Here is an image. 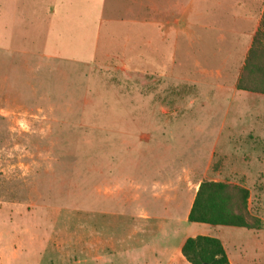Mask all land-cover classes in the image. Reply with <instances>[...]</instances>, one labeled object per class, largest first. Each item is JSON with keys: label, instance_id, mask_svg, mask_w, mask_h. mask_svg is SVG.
<instances>
[{"label": "rangeland", "instance_id": "rangeland-1", "mask_svg": "<svg viewBox=\"0 0 264 264\" xmlns=\"http://www.w3.org/2000/svg\"><path fill=\"white\" fill-rule=\"evenodd\" d=\"M170 1L0 0V264H108L147 254L157 221L130 216L139 209L128 205L126 189L105 193L140 179L142 137L171 141L173 151L155 154L183 162L200 142L185 201L211 174L204 134L223 118L231 93L208 118L204 101L213 91L189 81L190 33L200 37L193 50L227 43L196 21L190 27L188 0ZM253 95L260 94L238 90L232 101L246 130L264 110ZM224 160L217 153L212 161ZM244 166L263 230L264 155L246 153ZM179 220L191 233L203 228ZM240 231L255 257L263 243L248 238L255 230Z\"/></svg>", "mask_w": 264, "mask_h": 264}, {"label": "crops", "instance_id": "crops-1", "mask_svg": "<svg viewBox=\"0 0 264 264\" xmlns=\"http://www.w3.org/2000/svg\"><path fill=\"white\" fill-rule=\"evenodd\" d=\"M182 1L171 0L170 2L178 7L180 3H183V6L186 7L185 2ZM187 8L189 10L190 27L196 26L194 23L196 21L199 26L207 30L211 29L214 32V41L227 43L226 47L221 44L216 45L212 51L205 50L202 52L197 47L196 50H193V42L196 43L200 37L198 38L197 33L194 36L190 33L189 81L199 89L204 88L213 91L212 100L205 99L204 101L206 106L210 107L209 111H212V113L207 114L208 118L213 119L216 117L214 116L216 112L226 105L224 98L231 93V101L226 105L227 108L223 118L220 121L219 119L216 120V125H213L215 130L207 131L204 134L205 138L210 139L206 148L207 152L210 153L211 163L209 162L206 166V171L212 172L211 174L207 173V179L214 181L229 180L228 182L247 187L250 190L249 209L252 210V207L259 209V199L256 198L254 202L255 192L251 188L253 176L251 172H247L245 169L244 155L246 153L264 155V110L256 116L255 128L246 130L239 125L241 122L240 108L234 109L232 113L231 109L236 92L242 90L237 88V81L254 33L260 26L264 11V0H188ZM202 10H204L203 13L200 12ZM209 19L213 20L211 24L208 23ZM233 19L237 24L231 26L229 21ZM224 22L228 24H223ZM258 94L260 95L251 96L250 100L256 104H264V94ZM158 138L153 135L142 137L147 147L140 148L141 154H144L147 158L144 159V167L140 168V179L130 180L129 182L126 179L125 182H128V185L125 188L120 185L113 187V184H109L111 186L105 192L113 194L126 189L124 195L126 200L129 201L128 205L132 206L134 202L139 209L136 212L135 210L129 211L130 216L147 221L156 220L158 236L155 242L146 250L147 254L141 251L139 258L136 257L137 254L135 253L133 257L127 258L125 256L117 263L113 261L107 263L192 264L183 255L182 246L188 237L203 234L215 236L221 240L230 264H264V229H249L255 231H253L254 233H247L248 238L256 237L258 241L261 240L263 243L262 249L254 257L251 254V243L243 241L241 237L246 231L240 230L245 227L196 222L200 224L197 226H203V228L196 227L193 233L189 232L190 229L184 230L180 227L179 219L188 220V214L200 182V180L196 182L194 193L191 198L187 196L185 201L182 196L184 194L182 188L186 192L188 189L184 186L185 181L189 180L190 182L195 178L191 171L196 169L197 144H200V142H191V147L196 146L193 147L195 148L192 151L193 155H187L188 157H185L186 162H183L179 156L173 157L174 154L170 157L157 156L161 148L166 151H173L174 149L171 141L167 139L162 141ZM186 145L190 146V144ZM217 153H220L225 159L222 163L212 161ZM182 170L190 172L187 176H182ZM162 171L167 172L162 173ZM137 196L140 198L138 199ZM180 214L181 217L178 216ZM141 229H144V227L142 226ZM259 234L263 235L262 239H260ZM100 243V236L96 241L93 240V251L100 248ZM228 243L231 245L232 250H230Z\"/></svg>", "mask_w": 264, "mask_h": 264}, {"label": "trees", "instance_id": "trees-1", "mask_svg": "<svg viewBox=\"0 0 264 264\" xmlns=\"http://www.w3.org/2000/svg\"><path fill=\"white\" fill-rule=\"evenodd\" d=\"M237 88L264 94V11L237 81ZM250 190L237 183L203 179L188 214L191 222L261 229L263 221L249 209ZM182 253L192 264H230L218 237L190 236Z\"/></svg>", "mask_w": 264, "mask_h": 264}]
</instances>
